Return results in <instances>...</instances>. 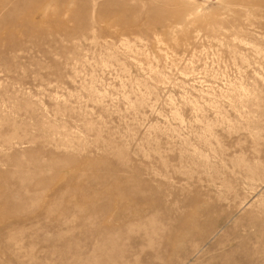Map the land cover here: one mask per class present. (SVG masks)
<instances>
[{
    "label": "rangeland",
    "instance_id": "374dc122",
    "mask_svg": "<svg viewBox=\"0 0 264 264\" xmlns=\"http://www.w3.org/2000/svg\"><path fill=\"white\" fill-rule=\"evenodd\" d=\"M0 264H264V0H0Z\"/></svg>",
    "mask_w": 264,
    "mask_h": 264
}]
</instances>
